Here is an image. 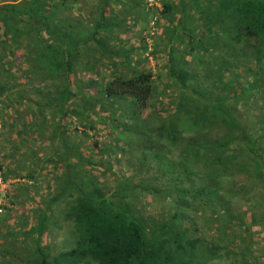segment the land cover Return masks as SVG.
<instances>
[{"label": "trees", "instance_id": "trees-1", "mask_svg": "<svg viewBox=\"0 0 264 264\" xmlns=\"http://www.w3.org/2000/svg\"><path fill=\"white\" fill-rule=\"evenodd\" d=\"M155 2L0 0V264H264V0Z\"/></svg>", "mask_w": 264, "mask_h": 264}, {"label": "rangeland", "instance_id": "rangeland-1", "mask_svg": "<svg viewBox=\"0 0 264 264\" xmlns=\"http://www.w3.org/2000/svg\"><path fill=\"white\" fill-rule=\"evenodd\" d=\"M64 18H67L66 16L64 17ZM78 25L77 23H75L73 20H72V18H69V20L68 19H66V22H62L61 23V25H62V30L64 31L65 29H72L73 31H74V33H79V31L78 30H76V29H74V28H72L71 27V25ZM61 29H60V31H62ZM62 31V32H63ZM160 36V35H159ZM197 56H195V58H196ZM193 68L195 67L196 68V63H193L192 65H191ZM206 69V67L202 70V71H204ZM242 78H244L243 79V81L245 80V77H242ZM237 82L239 81L238 79L236 80ZM243 81H241L240 82V84H243ZM167 100H168V98H165V101L167 102ZM5 135V138H8L9 136L8 135H6V134H4ZM122 170L124 171V163L122 162ZM3 188L1 187V190H2ZM4 190H5V188H4ZM3 190V191H4ZM2 191V192H3ZM4 193V192H3ZM2 198V197H1ZM2 201V200H1ZM145 203H146V205L148 206V207H150V204H153V198H151V197H148V198H146L145 200ZM163 201V200H162ZM155 202H157L156 200H155ZM159 202V201H158ZM161 206H165L166 207V205L165 204H163V203H158V204H156L154 207H155V209H154V207L152 208V209H154V210H158ZM150 210H152L151 208H149ZM199 227H201V223L199 224ZM203 233H204V231H203ZM55 236V232L53 231V230H50L49 232H48V234H47V242H48V246L51 248V251L54 253V252H57V251H61L62 250V246L65 244L64 243V240L66 241V239H67V237H68V234H61L60 235V237L58 238L57 236L54 238V241L53 240H51V242H49V238H51V237H54ZM61 237H63L62 239H61ZM214 260H216V261H214V262H212V264H221V263H218L217 262V259H214Z\"/></svg>", "mask_w": 264, "mask_h": 264}, {"label": "built area", "instance_id": "built-area-1", "mask_svg": "<svg viewBox=\"0 0 264 264\" xmlns=\"http://www.w3.org/2000/svg\"><path fill=\"white\" fill-rule=\"evenodd\" d=\"M145 1L148 3L149 6H156L157 5L155 0H145ZM0 185L3 188L2 189V191H3L5 187L2 185L1 181H0ZM1 212H2V201L0 200V214H1Z\"/></svg>", "mask_w": 264, "mask_h": 264}, {"label": "crops", "instance_id": "crops-1", "mask_svg": "<svg viewBox=\"0 0 264 264\" xmlns=\"http://www.w3.org/2000/svg\"><path fill=\"white\" fill-rule=\"evenodd\" d=\"M156 7H160V5H159V4H157V5H156ZM151 18H152V17H150L149 19H151Z\"/></svg>", "mask_w": 264, "mask_h": 264}]
</instances>
